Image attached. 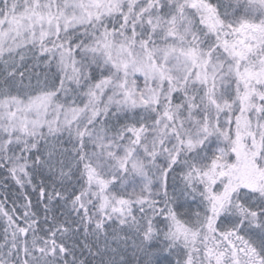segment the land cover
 <instances>
[{
	"label": "snow or ice",
	"instance_id": "obj_1",
	"mask_svg": "<svg viewBox=\"0 0 264 264\" xmlns=\"http://www.w3.org/2000/svg\"><path fill=\"white\" fill-rule=\"evenodd\" d=\"M0 264H264V0H0Z\"/></svg>",
	"mask_w": 264,
	"mask_h": 264
}]
</instances>
